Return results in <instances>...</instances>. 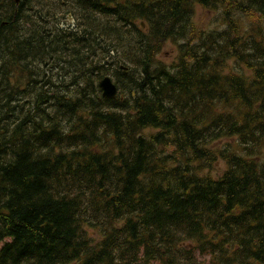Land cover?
<instances>
[{
    "label": "trees",
    "instance_id": "16d2710c",
    "mask_svg": "<svg viewBox=\"0 0 264 264\" xmlns=\"http://www.w3.org/2000/svg\"><path fill=\"white\" fill-rule=\"evenodd\" d=\"M0 241V264H264V0H0Z\"/></svg>",
    "mask_w": 264,
    "mask_h": 264
},
{
    "label": "rangeland",
    "instance_id": "374dc122",
    "mask_svg": "<svg viewBox=\"0 0 264 264\" xmlns=\"http://www.w3.org/2000/svg\"><path fill=\"white\" fill-rule=\"evenodd\" d=\"M196 13L194 15V21L198 26L207 29L210 27H216L219 25V17L216 12L206 11L201 7H196ZM178 55V45L173 42H167L163 48L161 59L168 63H173L176 61V57ZM223 165L220 163L218 168L214 170V174H218ZM4 244V241H0V248ZM157 264V263H154Z\"/></svg>",
    "mask_w": 264,
    "mask_h": 264
},
{
    "label": "water",
    "instance_id": "95a60500",
    "mask_svg": "<svg viewBox=\"0 0 264 264\" xmlns=\"http://www.w3.org/2000/svg\"><path fill=\"white\" fill-rule=\"evenodd\" d=\"M16 1L18 2L19 0ZM99 87L101 88L102 95L105 98L113 99L118 95L119 92L118 85L114 81L113 77L110 75H106L100 80Z\"/></svg>",
    "mask_w": 264,
    "mask_h": 264
}]
</instances>
